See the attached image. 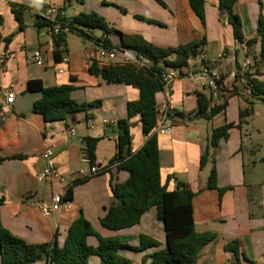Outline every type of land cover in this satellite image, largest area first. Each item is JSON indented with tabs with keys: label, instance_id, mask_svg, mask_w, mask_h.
I'll list each match as a JSON object with an SVG mask.
<instances>
[{
	"label": "crops",
	"instance_id": "1",
	"mask_svg": "<svg viewBox=\"0 0 264 264\" xmlns=\"http://www.w3.org/2000/svg\"><path fill=\"white\" fill-rule=\"evenodd\" d=\"M162 1L165 6L156 0H112L114 6L125 10L124 17L112 12L106 0H85L83 4L78 1L68 4L66 0H0V29L5 40L1 47L12 55L0 75V90L13 88L16 94L12 104L0 95V159H3L0 161V199L3 200L0 224L29 244L56 241L63 246L71 225L82 216L104 238H126L134 248L140 247L141 236L159 243V247L144 251H120L134 264H150V256L167 247L165 226L158 207L147 211L140 224L132 228L112 231L102 227L101 219L114 203L112 177L117 183L128 179V173L117 171L116 167L75 186L70 208L46 216L37 207L55 194L66 193L80 179V171L87 168L81 161L87 138L100 140L96 147V164L108 168L117 153V123L127 118L128 103L140 97L136 86L108 84L90 73L91 62L85 55L93 56L98 49L90 42L92 40L74 33L82 44L72 46L67 40L62 51L70 63L65 65L55 61L50 35L35 26L37 11L53 6L64 11L67 18L96 12L112 21L118 20L116 23L124 26L126 35H141L161 48H175L206 39L203 54L191 61L190 70L208 67L227 76L217 103L226 101L227 109L211 121L189 118V114L198 110L197 93L208 95L209 91L195 87L188 78L174 83L173 129L165 134L154 131L159 142L161 179L169 191L175 190L180 181L196 193L193 202L196 232L216 235L215 240L202 249L198 264H264V100L252 92L245 80L234 77L236 69L247 58L253 60L247 73L249 78H259L264 72V63L255 62L260 53V42L251 48L247 45L251 40H259L260 0H238L236 4V12L243 22L244 43L235 42L232 28L220 20L219 0H205V25L188 0ZM12 4L27 8L24 31H19ZM113 37L111 35L109 39L118 48L121 38L116 41ZM8 38H11L10 43L6 42ZM211 48L215 51L209 55ZM36 49L43 54L44 67L30 61ZM61 69L65 72L61 73ZM35 80L41 81L46 88L71 84L74 86L72 98L76 102H101V105L89 113L73 114L66 121L46 123L42 115L34 111L41 93L27 91L28 82ZM162 101L163 95L159 94L157 105L161 109ZM248 108L252 109L251 115L242 119L241 112ZM132 124L130 150L135 154L148 138L143 134L140 116L133 118ZM227 124L233 125L229 138L211 149L210 161L202 169L201 156L210 146L213 130ZM72 129L76 130V135L71 133ZM51 146L61 178L49 186L41 183L38 176L45 166L42 154ZM17 156L22 158L15 159ZM213 167L217 170L218 188L227 189L223 193L206 188ZM235 242H238V255L225 249ZM88 243L95 248L99 245L96 237H89ZM90 263L100 264L101 259L92 256ZM33 264L47 263L42 260Z\"/></svg>",
	"mask_w": 264,
	"mask_h": 264
},
{
	"label": "trees",
	"instance_id": "2",
	"mask_svg": "<svg viewBox=\"0 0 264 264\" xmlns=\"http://www.w3.org/2000/svg\"><path fill=\"white\" fill-rule=\"evenodd\" d=\"M73 1L84 3V0H66L68 4ZM156 1L165 6L162 0ZM188 1L197 17L205 25V0ZM237 2L238 0H219V17L232 28L234 41L244 43L243 22L235 9ZM11 7L19 24V31H24L26 28L24 14L27 8L19 4H12ZM260 8L259 40H251L247 43L248 47L251 48L258 41L260 42V53L258 57H255V62L258 64L264 63L263 0H260ZM58 21L62 23L63 28H68V31L61 32L53 40L54 58L57 63L63 59L62 50L67 46L64 44L67 42V34L75 33L86 40H92L96 46L103 44L119 51H132L138 58L145 59L152 64L149 67H139L130 63L99 66L97 62H93L89 68L91 74L101 77L108 84L136 86L140 91L139 99L129 102L127 105V118L117 123V153L110 160L108 168H104L101 173L109 172L110 167H116L117 171L128 173V179L123 183L115 182L112 177L111 191L114 203L101 219L102 227L112 231L132 228L140 224L147 211L153 207H158L160 218L165 226L167 247L150 256V264H198L202 249L215 240L216 235L196 232L193 205L196 193L186 183L178 181L176 189L173 191H169L167 184H163L160 172L159 142L154 131L160 116L157 99L163 90L161 73L167 68L177 70L181 74L184 70L191 69V61L203 54L204 47L207 45L206 39L175 48H161L148 42L141 35L121 34V44L116 48L109 37L118 32L110 27L106 19L96 12L80 13L73 18L62 16ZM35 26L40 32H45L50 23L36 16ZM98 29L103 32L100 38H96L93 34ZM10 41L11 38L6 40L7 43ZM204 63L207 62L204 61ZM248 83L252 92L264 100V81L259 80V78H249ZM27 91L41 93V99L35 103L34 111L41 114L46 123L66 121L73 114L89 113L101 105V102L83 104L76 102L72 98L74 86L71 84L46 88L41 81L35 80L28 82ZM197 97L198 110L194 114H189L187 116L189 118L211 121L227 109L226 101L213 104L210 93L208 95L197 93ZM251 113L252 109L248 108L241 112V118L249 117ZM137 116H140L143 134L148 139L137 153L132 154L129 149L126 154V146L132 141V119ZM180 117L184 118V115L180 114ZM88 119H91V115H88ZM232 128V124H227L213 130L210 146L204 150L201 156L200 165L202 169L210 161L211 149L218 146L222 140H227ZM99 141L96 138L85 140V149L92 159L91 166L97 165L96 147ZM14 158H22V156ZM89 179L75 181L68 188L66 198L71 200L73 188ZM206 188L219 190L220 193L227 190L218 188L215 167L210 172ZM2 203L3 200L0 199V207ZM89 237L98 239L99 245L96 248L89 245ZM140 243V247L134 248L129 245L126 238H104L82 216L71 225L63 246H60L56 241L42 245L29 244L0 224L2 264H33L42 260H45L47 264H91L90 258L92 256H99L100 264H134L132 260L122 256L120 251L125 249L144 251L148 248L159 247V243L148 236H141ZM225 249L228 252L239 254L238 242L227 245Z\"/></svg>",
	"mask_w": 264,
	"mask_h": 264
},
{
	"label": "built area",
	"instance_id": "3",
	"mask_svg": "<svg viewBox=\"0 0 264 264\" xmlns=\"http://www.w3.org/2000/svg\"><path fill=\"white\" fill-rule=\"evenodd\" d=\"M37 16L47 20L50 23V26L46 29V32L50 35L52 40L63 31L67 32L68 28H63L62 23L58 20L60 17L65 16L64 11L58 7H49L45 10H38ZM5 43V40L2 38L1 29H0V75L4 72L6 62L11 58V53L6 49L2 48ZM118 55H121L122 62L120 65L125 64H135L139 67H149L151 63L145 61V59L138 58L132 51L122 50L119 51L114 48H110L103 44L98 46V49L95 51V55L86 54L85 58L87 61L93 63L97 62L99 66H109L117 65L115 60ZM30 61L36 64L39 67H44L45 62L43 54L39 49L34 50ZM62 64L68 65L70 63L69 57L65 54L61 61ZM253 65V60L247 58L241 67L236 69L234 77H240L246 81V84L249 85L248 70ZM61 73L65 72L64 69L60 70ZM181 78H188L192 81L195 87H201L207 89L211 94V99L213 104H217L220 101V96L223 92V89L226 85L227 76L223 75L219 71L205 67L201 70H188L187 73L181 74L179 71L167 68L161 73V80L163 83V90L161 94L163 95V107L160 110V116L158 118L157 126L155 128L156 133L165 134L170 133L173 129L172 116L175 113V104L172 100V92L174 83ZM259 80L264 81V72L259 77ZM0 95L5 97L6 102L9 104L14 103L16 94L13 88H3L0 90ZM158 106V105H157ZM71 133L76 135V130L72 129ZM42 159L45 162V166L38 176V180L49 186L53 185L55 181H59L61 178V173L57 166L55 160L54 147H48L42 154ZM81 161L87 166L86 169H83L79 173L80 179L92 178L102 173L104 168H100L97 165L91 166L92 159L86 149L81 151ZM40 211L46 215L51 216L62 212L71 207V200L66 198V193L55 194L49 201L41 202L37 206Z\"/></svg>",
	"mask_w": 264,
	"mask_h": 264
},
{
	"label": "rangeland",
	"instance_id": "4",
	"mask_svg": "<svg viewBox=\"0 0 264 264\" xmlns=\"http://www.w3.org/2000/svg\"><path fill=\"white\" fill-rule=\"evenodd\" d=\"M84 1H85V0H84ZM111 1H112V0H106V3H107L108 5H110V6H108V8L111 9L112 12H115V14L118 13L119 15L125 17V16H126V15H125V10H124L123 8H119L118 6H114L115 4L111 3ZM119 1H121V0H119ZM122 1H123V0H122ZM118 8H119V9H118ZM109 9H108V10H109ZM98 14H99V13H98ZM99 15H101L102 17H104V18L106 19V21L110 24V27H112L113 29H115V30L118 32V33L112 35V36H114L113 39H115L116 41H119L120 38L122 39L121 34H122V35L125 34L124 26H121V25L117 24L116 22H117L118 20H116V21H112V20H110L111 18L105 16L104 14H99ZM127 18H129V17H127ZM224 23H225V22H224ZM226 28H230V27H226ZM227 30H230V29H227ZM93 34H94V36H97V37L100 38V37L103 35V32H102L101 30L98 29V30H95ZM125 35H126V34H125ZM110 36H111V35H110ZM66 39H67L68 41H70V43L72 44V46H74L75 44H76L77 46H79L80 44H82V41H81V40L78 38V36H76L74 33H68ZM90 42H92V41H90ZM88 43H89V41H88ZM209 51H210V52H209V55H212V53H213V51H215V49L213 50V48H211ZM211 52H212V53H211ZM115 62H117V63L120 62V63H121V62H122V57H117V59L115 60ZM187 71H188V70H184V71H183V74L187 73ZM262 135L264 136V131L262 132Z\"/></svg>",
	"mask_w": 264,
	"mask_h": 264
},
{
	"label": "water",
	"instance_id": "5",
	"mask_svg": "<svg viewBox=\"0 0 264 264\" xmlns=\"http://www.w3.org/2000/svg\"><path fill=\"white\" fill-rule=\"evenodd\" d=\"M64 44H66V43H64ZM129 149H130V144H128V145L126 146L125 153H128Z\"/></svg>",
	"mask_w": 264,
	"mask_h": 264
}]
</instances>
